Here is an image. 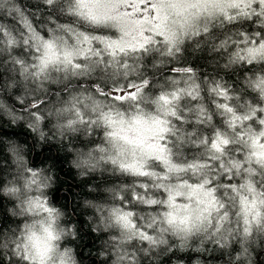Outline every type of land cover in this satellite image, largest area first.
<instances>
[{
  "label": "snow or ice",
  "instance_id": "6c2138e0",
  "mask_svg": "<svg viewBox=\"0 0 264 264\" xmlns=\"http://www.w3.org/2000/svg\"><path fill=\"white\" fill-rule=\"evenodd\" d=\"M35 7L0 0V118L28 134L0 168V264H81L84 226L48 197L58 158H27L65 142L101 264H207L209 245L264 264V0ZM209 52L211 74L189 61Z\"/></svg>",
  "mask_w": 264,
  "mask_h": 264
},
{
  "label": "trees",
  "instance_id": "16d2710c",
  "mask_svg": "<svg viewBox=\"0 0 264 264\" xmlns=\"http://www.w3.org/2000/svg\"><path fill=\"white\" fill-rule=\"evenodd\" d=\"M21 6L26 10L36 11L37 0H19ZM189 61L197 67L199 71H207L210 74L215 68L212 56L208 53L198 54L196 59L189 57ZM221 75H224L221 73ZM227 78V77H225ZM5 103L11 106L19 107L15 103V98L13 94H9L4 97ZM28 134L20 128L19 124H12L7 116L0 118V168L4 170L3 174L6 179H10L15 173L16 168H13V160L11 152L9 151V146L12 144H24L25 138ZM32 139L29 137L27 139V144L25 147H29L32 144ZM55 145V142H53ZM39 145V144H37ZM72 147H76L73 145ZM59 145H55L52 148L49 147H36L34 152L28 155V159L33 161L36 165L40 167H49L53 164L52 159H47L49 155H54L58 158V162L52 172V175L59 180L60 176L64 177V181L53 184L48 190L49 200L57 207L63 208L65 212V219L70 220L73 224L83 225L86 232H84V237L81 239V243L85 245L81 251V256L86 259H91L90 264H101L103 261L100 257V253L104 250L103 238H100L97 233H93L89 230L88 218L92 214L91 209L87 208L85 205L86 200H93L95 198V193L89 192L88 185L91 181L86 177H79L75 175L76 170L72 168L71 160L73 159V153L68 152L67 142H65V147L60 148L59 151L56 149ZM43 153V155H41ZM44 160V164H40V161ZM83 181V182H82ZM67 189V193H63L64 189ZM75 196V199L70 201L69 196ZM7 200V198H5ZM7 209H11L13 205L11 203H5ZM69 207H72V212H69ZM14 220L15 218L10 217ZM82 222V223H81ZM14 224H10L9 227H13ZM91 237V239L89 238ZM259 251V249H257ZM79 258V257H78ZM203 259L207 264H228L230 257L227 253L222 254L220 250L214 249L209 245V250L203 255ZM260 261H264V255L259 257ZM81 264L83 262L81 261ZM185 264H188L187 257L185 258Z\"/></svg>",
  "mask_w": 264,
  "mask_h": 264
},
{
  "label": "clouds",
  "instance_id": "9594fccd",
  "mask_svg": "<svg viewBox=\"0 0 264 264\" xmlns=\"http://www.w3.org/2000/svg\"><path fill=\"white\" fill-rule=\"evenodd\" d=\"M208 54H209V55H212L211 52H209ZM37 147H42V146H41V145H37ZM52 179H53V184L59 183L60 181H64V177H63V176H60V177H59V180H57V178H56L55 176H53ZM53 184H52V185H53ZM63 193H67V189H66V188L62 191V194H63ZM74 199H75V196H73V195H70V196H69V200H70V201H72V200H74ZM72 209H73L72 207H69V209H68L69 212H72V213H73ZM73 214H74V213H73ZM81 223H82V222H81ZM83 232H86L85 228H83ZM84 236H85V235H83L82 238H83ZM77 244L80 245V250L82 251L83 248L85 247V245L81 243V239H80V240H77ZM76 246H77V245H70V247L73 249V252H75V250H76ZM100 257H101L102 260L107 259V256H106L105 254H103V252L100 253ZM78 261H80V262L82 261L83 264H90L91 259H88V258L86 259L84 256H81V255H80L79 258H78Z\"/></svg>",
  "mask_w": 264,
  "mask_h": 264
},
{
  "label": "rangeland",
  "instance_id": "374dc122",
  "mask_svg": "<svg viewBox=\"0 0 264 264\" xmlns=\"http://www.w3.org/2000/svg\"><path fill=\"white\" fill-rule=\"evenodd\" d=\"M13 168H14V169L16 168L15 164H13Z\"/></svg>",
  "mask_w": 264,
  "mask_h": 264
}]
</instances>
